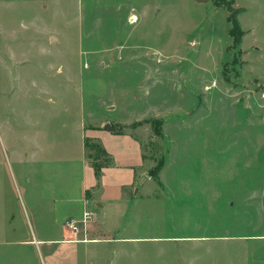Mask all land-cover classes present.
I'll return each mask as SVG.
<instances>
[{
	"label": "rangeland",
	"instance_id": "rangeland-1",
	"mask_svg": "<svg viewBox=\"0 0 264 264\" xmlns=\"http://www.w3.org/2000/svg\"><path fill=\"white\" fill-rule=\"evenodd\" d=\"M81 124L145 173L117 233L47 243L40 145ZM0 264H264V0H0Z\"/></svg>",
	"mask_w": 264,
	"mask_h": 264
},
{
	"label": "crops",
	"instance_id": "crops-1",
	"mask_svg": "<svg viewBox=\"0 0 264 264\" xmlns=\"http://www.w3.org/2000/svg\"><path fill=\"white\" fill-rule=\"evenodd\" d=\"M75 130L79 131L80 137L75 145L66 146L67 156H62L61 149L50 150L47 144L40 145L41 157L38 155L41 152L36 155L40 158L41 197L50 203L55 229L61 231L57 238L42 239L47 243H98L102 232H116L119 227L117 219L123 216L121 211L128 190H133L145 173L141 143L130 133H113L105 128L88 129L84 124L77 125ZM86 137L101 140L112 156L113 163L103 168L100 180L86 156ZM54 150L56 155L51 156ZM87 209L95 212V218L86 229L82 227L73 232L65 226V220L81 217ZM112 216L114 225L108 222Z\"/></svg>",
	"mask_w": 264,
	"mask_h": 264
},
{
	"label": "trees",
	"instance_id": "trees-1",
	"mask_svg": "<svg viewBox=\"0 0 264 264\" xmlns=\"http://www.w3.org/2000/svg\"><path fill=\"white\" fill-rule=\"evenodd\" d=\"M231 4V1L229 3H226L229 8ZM236 14L237 13L233 12V14L229 16V21L232 23L231 35L234 37L235 43H238L240 42L243 34L240 24L236 18ZM151 121L153 128L157 132L161 133L162 120L156 119ZM85 150L87 159L89 160L91 166L94 168L96 178L100 180L103 174V168L113 163L112 156L107 152L101 142H94L93 139L89 137L85 139Z\"/></svg>",
	"mask_w": 264,
	"mask_h": 264
},
{
	"label": "built area",
	"instance_id": "built-area-1",
	"mask_svg": "<svg viewBox=\"0 0 264 264\" xmlns=\"http://www.w3.org/2000/svg\"><path fill=\"white\" fill-rule=\"evenodd\" d=\"M95 218V212L91 209H87L83 212L81 217H71L65 220V226L71 231H79L82 227L87 228L88 225L93 222Z\"/></svg>",
	"mask_w": 264,
	"mask_h": 264
},
{
	"label": "water",
	"instance_id": "water-1",
	"mask_svg": "<svg viewBox=\"0 0 264 264\" xmlns=\"http://www.w3.org/2000/svg\"><path fill=\"white\" fill-rule=\"evenodd\" d=\"M51 41H55V37H53V36H52V37H51ZM106 128H108V129H109L110 127H109V126H107Z\"/></svg>",
	"mask_w": 264,
	"mask_h": 264
}]
</instances>
